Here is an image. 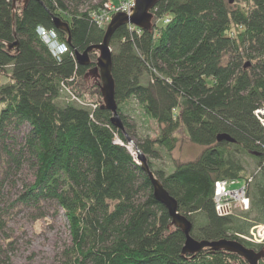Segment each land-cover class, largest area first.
I'll use <instances>...</instances> for the list:
<instances>
[{"label":"trees","instance_id":"16d2710c","mask_svg":"<svg viewBox=\"0 0 264 264\" xmlns=\"http://www.w3.org/2000/svg\"><path fill=\"white\" fill-rule=\"evenodd\" d=\"M81 1L29 0L14 7L13 0H0V78H6L0 82V146L15 162L29 154L34 170L19 200L32 207L52 202L64 212L71 236L65 264H248L226 250L184 253L185 234L154 197L126 135L146 154L178 212L192 221L194 238L264 250L242 238L264 223V125L256 114L264 109V0H159L150 29L121 25L110 47L124 129L101 107L100 78L88 74L98 52H90L88 66L77 62L76 52L102 43L105 34L89 11L79 10ZM55 17L68 22L69 32L55 27ZM38 26L55 29L69 52L54 57ZM16 41L18 48L9 50ZM66 87L95 107L72 100ZM143 120L154 122L155 136L141 134ZM23 127L16 156L6 142ZM181 127L204 148L171 173L155 169L153 159L175 149ZM222 133L234 141H218ZM247 156L255 163L251 173ZM218 180L245 184L250 208L218 214ZM3 184L0 178V231Z\"/></svg>","mask_w":264,"mask_h":264},{"label":"rangeland","instance_id":"374dc122","mask_svg":"<svg viewBox=\"0 0 264 264\" xmlns=\"http://www.w3.org/2000/svg\"><path fill=\"white\" fill-rule=\"evenodd\" d=\"M66 1L70 3V0ZM131 2L133 4L134 0ZM234 2L235 0L230 4ZM126 3L128 4L129 0H126ZM122 6L123 0H82L78 8L81 11H89L93 19L99 16L98 20L103 19L106 28L112 16L123 9ZM96 23L101 24V22ZM5 81L6 78H0V82ZM83 99H81L82 105L90 102ZM87 105L92 106L91 103ZM142 122L139 123L141 134L155 136L157 127L154 122L146 120ZM26 129L27 127H23L20 132L13 133L14 138L6 142L7 148L16 153V156L22 146ZM176 135L178 143L175 149L171 153L164 150L159 159H153L155 169L163 168L167 173H171L178 163L194 160L204 148L189 140L184 127H181ZM19 156V161H12L0 146V178L4 180L2 206L6 221L4 231H0V264H6L7 260L10 264H65V249L71 243L66 216L52 202H44L39 207H32L24 205L19 200L20 195L34 180L32 158L29 154H19ZM246 160L248 171L251 173L255 163L250 156H247ZM239 186L240 184H236L234 188ZM236 211L240 212V210Z\"/></svg>","mask_w":264,"mask_h":264},{"label":"water","instance_id":"95a60500","mask_svg":"<svg viewBox=\"0 0 264 264\" xmlns=\"http://www.w3.org/2000/svg\"><path fill=\"white\" fill-rule=\"evenodd\" d=\"M29 0H13L14 7L18 4H27ZM159 0H134V5L131 7L130 13L125 11L116 12L110 22L108 23L103 41L100 44L89 46L84 52H76V59L78 64L88 66L91 63L90 52L96 50L98 52L96 65L88 72L89 75H95L100 78L102 105L101 107L112 112L111 122L118 128L124 129L122 119L118 114V103L116 100V85L112 75V49L110 47V40L114 32L124 24H133L141 29H150L152 27V19L154 13L152 9ZM233 0H230L232 2ZM54 25L58 29H64L69 32V24L61 17L54 18ZM70 37H68V42ZM9 50L18 48V41L8 45ZM127 148L130 149V144L134 143L129 135H126ZM218 141L227 140L233 142L234 139L222 133L217 136ZM136 161L141 165L142 169L149 176L153 185L154 197L162 203L167 209L172 218V223L178 226L185 234L184 253H197L205 248H209L212 252L216 250H226L237 253L242 256L248 264H260L261 258L264 257V250L256 251L253 248H248L242 242L233 239H219V240H198L191 234L193 223L186 216L178 212V203L176 199L164 188L161 181L155 176L148 163V157L138 147L136 143Z\"/></svg>","mask_w":264,"mask_h":264},{"label":"built area","instance_id":"2783aa9c","mask_svg":"<svg viewBox=\"0 0 264 264\" xmlns=\"http://www.w3.org/2000/svg\"><path fill=\"white\" fill-rule=\"evenodd\" d=\"M132 4L131 0L126 3L123 0V6L119 11H131ZM96 22L100 24L101 27L104 25V20L99 19V16L94 17ZM37 34L41 40L48 46L52 55L58 59H61L63 55L69 52V47L66 41H62L58 37V33L55 29H47L44 26L37 27ZM67 91L71 95V99L77 100L81 103V99L75 96L70 88L66 87ZM88 103H85L87 105ZM95 107V104H92ZM256 114L259 115L261 122L264 125V109L256 110ZM239 184L238 182H227L223 180H218L215 182L214 200L215 209L221 216H230L236 212V210H248L250 207V198L247 195L246 186L242 184L238 188H234V185ZM242 238L254 243L264 244V223L254 225L247 235H242Z\"/></svg>","mask_w":264,"mask_h":264},{"label":"bare ground","instance_id":"6f19581e","mask_svg":"<svg viewBox=\"0 0 264 264\" xmlns=\"http://www.w3.org/2000/svg\"><path fill=\"white\" fill-rule=\"evenodd\" d=\"M125 12H128V11H125ZM128 13H130V12H128ZM154 21V17H153V19H152V24L154 23L153 22ZM130 25H132V26H134V27H137V26H135V25H133V24H130ZM103 27L105 28V26L103 25ZM139 28V27H138ZM106 29V28H105ZM141 29V28H140ZM130 149H132L133 150V154H135L136 153V146H135V144L134 143H132V144H130ZM243 185H245V184H242V186ZM246 186V185H245ZM247 195H248V193H247ZM249 197V196H248ZM250 198V197H249ZM250 205H251V202H250ZM250 208V207H249ZM260 224V223H259ZM251 230V229H250Z\"/></svg>","mask_w":264,"mask_h":264},{"label":"crops","instance_id":"0c3cea01","mask_svg":"<svg viewBox=\"0 0 264 264\" xmlns=\"http://www.w3.org/2000/svg\"><path fill=\"white\" fill-rule=\"evenodd\" d=\"M240 184V183H239Z\"/></svg>","mask_w":264,"mask_h":264}]
</instances>
